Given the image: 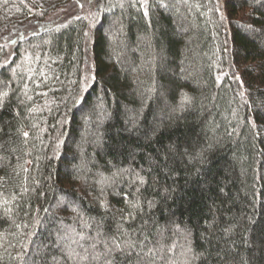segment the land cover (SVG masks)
<instances>
[{
    "label": "trees",
    "instance_id": "trees-1",
    "mask_svg": "<svg viewBox=\"0 0 264 264\" xmlns=\"http://www.w3.org/2000/svg\"><path fill=\"white\" fill-rule=\"evenodd\" d=\"M82 1L0 0V264H264V0Z\"/></svg>",
    "mask_w": 264,
    "mask_h": 264
},
{
    "label": "rangeland",
    "instance_id": "rangeland-1",
    "mask_svg": "<svg viewBox=\"0 0 264 264\" xmlns=\"http://www.w3.org/2000/svg\"><path fill=\"white\" fill-rule=\"evenodd\" d=\"M79 1L83 3L82 0H79ZM62 12H63V14L59 15L57 18L49 19V20L44 21L42 23H39L38 21H34V24H35L34 26L33 25L26 26V27L21 26L18 29H15L11 34H9V36H7L6 39H8L10 37V38H12L11 40H13V39L16 40L19 37H24V35H26L27 33H30L33 31H38V30L53 26L55 24L61 23V22L65 21V19L69 18L70 15H72V13H73L72 9H69V8L66 11H64V9H63Z\"/></svg>",
    "mask_w": 264,
    "mask_h": 264
},
{
    "label": "snow or ice",
    "instance_id": "snow-or-ice-1",
    "mask_svg": "<svg viewBox=\"0 0 264 264\" xmlns=\"http://www.w3.org/2000/svg\"><path fill=\"white\" fill-rule=\"evenodd\" d=\"M145 15H147V12H145ZM6 96H7V93L6 92H0V105L3 104V98L6 97ZM32 110L35 111L36 109H32ZM23 135L25 137H27L28 136V133L27 132H24ZM138 180H139V184H141V185H143L145 183V181H144V179L142 177H138ZM137 191H139V189H137ZM124 199H125V202L129 204V207L130 208H133L134 209V208L139 207V201L137 200L135 203L128 201L127 194H124ZM102 206L103 207H106V205H104V204H102ZM112 242H113L114 247L117 250H121L120 249V244H119V242L115 238H113V241ZM73 243H75V241H73ZM94 246L95 245H93V247ZM109 251H111V249H109ZM78 255L79 254L77 252H75L74 249H69L68 256H69L70 259L71 258H74V257H76ZM109 264H110V262H109Z\"/></svg>",
    "mask_w": 264,
    "mask_h": 264
}]
</instances>
